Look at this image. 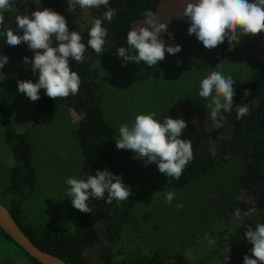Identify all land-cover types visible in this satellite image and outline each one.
I'll use <instances>...</instances> for the list:
<instances>
[{"label":"trees","instance_id":"1","mask_svg":"<svg viewBox=\"0 0 264 264\" xmlns=\"http://www.w3.org/2000/svg\"><path fill=\"white\" fill-rule=\"evenodd\" d=\"M11 3V10L5 13V27L18 32L16 16L30 15L37 5L34 0H11ZM160 6L161 0H109V7L115 9L116 15L112 21H103L102 26L107 29L108 36L106 51L99 56L87 47L88 29L94 18L103 19L102 13L106 8L77 7L74 12H70L67 0H40L41 8H50L63 15L69 31L80 32L82 42L86 44L83 63L76 64L74 60H69L70 69L76 71L81 78L78 94L54 101L43 89L40 90V99L34 102L18 91V80L36 82L38 79V71L34 73L30 64L24 62L25 57L30 61L34 52L25 43L11 47L6 43V37L0 36V54L8 57V63L0 69L4 76L0 78L2 137L13 160L9 169V181L4 188L9 204L0 202L35 245L68 263L209 264V259L216 255L218 261L214 260L211 264H243L244 255L252 257L249 251L252 245L244 239L245 226H251L254 230L255 224L264 223V91L253 97L254 90L264 78V33L256 36L245 35L239 43L228 44L225 40L216 49L208 50L195 34L187 33L190 21L178 22L174 28L169 26V19L161 20ZM146 10H151L157 21L168 23V32L172 36L169 37L168 32H165L161 34V38L167 45H180V52L198 59L221 56L255 63L249 82L235 98L232 110H221L225 119L219 129H214L212 119V122L207 118L201 119L195 108L186 105L173 107L157 119L163 122L169 116L173 119L183 118L187 122L181 138L191 140L194 158L178 181L160 173L154 163L144 166L143 161L134 158L135 154L130 150L116 151L115 130L104 117L102 90L90 68L92 62L99 58L126 68H151L143 63L124 62L116 51L120 46H127L126 35L130 29L147 26L144 16ZM245 89L249 93L247 96L244 95ZM21 98L33 104L25 122L26 128L52 122L60 107L72 109L79 116L74 132L83 156L77 179H86L97 170L107 168L113 174L122 176L124 183L129 186L131 195L128 200L119 204L114 200L109 204L105 194L104 199L89 201L92 213H82L70 203L64 214V219L71 226V231L67 234L56 233L48 228L39 232L25 224L22 219V202L33 193L36 177L28 133L16 130L13 122L15 106ZM240 105L249 108V115L238 120L236 113ZM213 147L215 155L209 151ZM236 157L242 160L238 189L236 197L229 202L224 214L225 221L232 218L233 222L231 225L227 223L225 230L218 233L219 235L211 236L204 250L205 255L195 258L181 254L163 255L150 250L139 251L128 244L126 230L130 224V211L142 197L183 187L220 162ZM253 208L256 211L246 217L242 215L238 220L235 216L237 210L243 214ZM0 232L20 248L1 229ZM228 249L227 255L230 259L225 261V252ZM94 252L97 256L93 255ZM24 254L31 264H40L27 253ZM0 264L16 263L4 260Z\"/></svg>","mask_w":264,"mask_h":264},{"label":"rangeland","instance_id":"2","mask_svg":"<svg viewBox=\"0 0 264 264\" xmlns=\"http://www.w3.org/2000/svg\"><path fill=\"white\" fill-rule=\"evenodd\" d=\"M188 2L193 0H161L159 18L169 19V26L176 28L178 22L187 21L182 15ZM98 62L107 73L104 77L95 69ZM254 67L251 61L221 56L198 59L179 52L166 55L155 68H126L104 58L93 61L90 68L102 90L104 117L114 128V140H117L119 126H130L137 114L154 111V118L158 119L178 105L195 108L201 119L210 120V109L205 107L208 101L198 95L200 81L212 71L231 75L235 100L248 84ZM263 91L264 78L253 97ZM32 108L31 102L19 99L13 120L16 130L28 133L35 166L36 183L33 193L22 202V219L36 231L48 228L67 234L71 226L64 214L71 198L63 197L68 188L65 180L77 178L83 160L74 132L79 116L70 108L60 107L52 122L26 128ZM2 132L0 116V201L8 205L4 188L13 160ZM241 169L242 160L236 157L220 162L183 187L142 197L130 211L126 230L128 244L139 251L150 250L163 255L181 254L189 258L205 255L211 236L233 222L232 218L225 221L224 214L229 202L236 197ZM169 191L175 194L171 204L165 201ZM177 203L183 207L178 209ZM93 255L97 256L95 252ZM4 260L31 264L24 252L0 232V262ZM214 260L218 261L216 255L209 259V264Z\"/></svg>","mask_w":264,"mask_h":264},{"label":"clouds","instance_id":"3","mask_svg":"<svg viewBox=\"0 0 264 264\" xmlns=\"http://www.w3.org/2000/svg\"><path fill=\"white\" fill-rule=\"evenodd\" d=\"M37 7L30 15L16 16V28L5 27V13L12 7L11 0H0V36L6 37V43L15 47L21 43L27 44L29 50L34 52L29 61L32 71H38L36 82L32 80H18L17 89L26 95L31 101L40 99V90L53 101L57 98H67L79 92L81 78L76 71L70 69L69 60L76 64L83 63L86 44L82 42V36L78 31H69L66 19L60 13L50 9L41 8L40 0H34ZM68 11L74 12L80 9L106 8L101 18H94L92 26L88 29L87 47H90L99 56L106 51V37L108 31L103 27V21H112L115 18V9L109 7V0H67ZM147 26L132 28L127 32L126 45L116 49L117 54L124 62L145 64L155 68L158 62L165 59V53L177 54L181 46L167 45L161 38V34L168 32V23H162L154 18L151 10L144 12ZM182 17L190 21L187 28L189 35L195 34L208 50H213L228 41L239 43L245 35L256 36L264 33V0H193L188 2L183 10ZM169 37L172 36L168 32ZM8 63V57L0 54V69ZM99 70V76L107 73L100 68L99 62L95 65ZM4 77L0 73V78ZM234 79L231 75L225 76L222 72L212 71L200 81L198 95L208 103L213 127H222L225 117L221 110L230 112L234 105L235 89ZM245 89L244 95L247 96ZM249 115L246 105L238 106L236 119ZM154 111L137 114L134 122L119 126V138L115 140L117 150H130L134 158L143 161V165L154 163L160 173L168 178L179 180L186 167L193 160V148L190 139L181 138L187 128V122L183 118L173 119L167 117L163 122L154 117ZM214 144V141H210ZM215 155V148L209 149ZM68 186L63 197L71 198L72 206L82 213H92L89 206L90 200L105 198L106 202L117 204L127 201L131 190L122 176L113 174L107 168L97 170L86 179L68 177L65 180ZM175 199L171 191L165 195V201L169 204ZM176 207L182 208L181 203ZM250 209L241 214L236 211L237 219L254 213ZM244 239L252 247L249 250L252 257L244 255L243 264H264V223L255 224V229L245 226ZM225 252V261L230 256Z\"/></svg>","mask_w":264,"mask_h":264},{"label":"water","instance_id":"4","mask_svg":"<svg viewBox=\"0 0 264 264\" xmlns=\"http://www.w3.org/2000/svg\"><path fill=\"white\" fill-rule=\"evenodd\" d=\"M0 229L28 256L40 264H71L64 259L42 250L18 227L9 210L0 202Z\"/></svg>","mask_w":264,"mask_h":264},{"label":"crops","instance_id":"5","mask_svg":"<svg viewBox=\"0 0 264 264\" xmlns=\"http://www.w3.org/2000/svg\"><path fill=\"white\" fill-rule=\"evenodd\" d=\"M6 186V185H5Z\"/></svg>","mask_w":264,"mask_h":264}]
</instances>
